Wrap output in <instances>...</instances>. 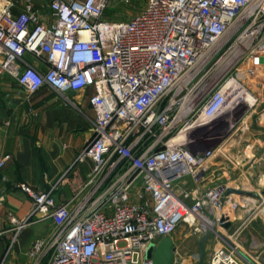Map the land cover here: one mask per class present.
<instances>
[{
    "label": "built area",
    "instance_id": "obj_1",
    "mask_svg": "<svg viewBox=\"0 0 264 264\" xmlns=\"http://www.w3.org/2000/svg\"><path fill=\"white\" fill-rule=\"evenodd\" d=\"M114 1L0 0V80L29 94L94 90L95 122L76 160L94 163L83 200L58 204L53 191L19 185L33 200L28 222L54 223L30 258L37 264L49 251L48 264H154L149 247L186 224L215 234L210 264H248L228 235L248 206L228 192L240 191L229 170L208 173L219 158L235 167L231 152L195 153L184 142L203 129L221 139L226 117L264 100V0H148L111 22ZM10 160L0 154V169Z\"/></svg>",
    "mask_w": 264,
    "mask_h": 264
},
{
    "label": "crops",
    "instance_id": "obj_2",
    "mask_svg": "<svg viewBox=\"0 0 264 264\" xmlns=\"http://www.w3.org/2000/svg\"><path fill=\"white\" fill-rule=\"evenodd\" d=\"M34 64L38 65L37 62ZM93 93L92 88L80 93H59L44 86L29 94L9 76L0 80V154L11 157L0 169V264L8 251V258L11 256L8 264H34L29 256L33 242L49 236L54 230L52 221L28 222L33 200L19 188L20 184H27L36 191H53L58 204L73 202L74 206L87 193L82 189L94 163L88 159L82 163H76V160L90 140L95 122L89 102ZM246 155L235 156L233 160L254 157ZM255 166L246 170L236 165L240 170L236 173L241 179L242 174L250 176V183L254 182L252 191L264 190V167ZM232 175L236 174L227 175L229 181L234 179ZM248 195L259 197L257 192ZM244 204L256 206L252 199L245 200ZM243 209L236 211L240 214H235L229 232L243 221L240 217L250 212V209ZM12 219L17 224L12 223ZM25 223L18 231L17 226ZM246 226L247 222H242L235 235ZM50 257L51 252L46 251L37 264H48Z\"/></svg>",
    "mask_w": 264,
    "mask_h": 264
},
{
    "label": "rangeland",
    "instance_id": "obj_3",
    "mask_svg": "<svg viewBox=\"0 0 264 264\" xmlns=\"http://www.w3.org/2000/svg\"><path fill=\"white\" fill-rule=\"evenodd\" d=\"M147 2L148 0H116L107 9L105 19L111 22L128 20L139 14L146 7ZM16 85L18 84L16 83ZM225 119H228V122L225 121V123H222L215 131L220 134L221 139H214L211 132L203 129L189 134L184 142V146L192 152L201 153L213 150L219 145H224L227 151L231 152L233 158L235 156H244L245 154L248 156L252 155V157L254 155L250 160H245L244 158L242 160L232 159L234 164L242 166L246 170L252 167L254 168L255 165L263 168L264 100L255 112H253V110L247 112L244 111V109H241ZM216 166L220 169L225 168L226 170H229L231 174H233V172L236 174L234 176L232 175L234 179L229 181L228 184L239 188V190L243 192L242 194H238L239 196L236 197L237 200L252 199L256 202L254 208L250 206L246 208L247 210L250 209V212H248L247 215L239 218V220L243 221H241L240 224H237L235 229L228 232V235H234L229 241L236 244L239 251L247 255L256 264H264V203L258 204L255 196L248 195L250 192H257V194L263 195L264 198V194L262 193L264 190L257 189L252 191V183L254 184V182L250 183V176L242 174V179L239 178L240 174H237L236 172L240 170L234 167L230 162H224V159L222 158L215 161V167L210 169L208 173L210 174L211 172H214ZM225 177H227V175ZM215 181L216 180L213 178L209 179L205 183V186H209L210 183ZM187 182L189 183L187 191H192L194 187L193 181L187 179ZM224 182H226L225 179ZM207 183L209 184L206 185ZM213 185L214 184H211L210 186ZM241 205H244V202L241 203ZM235 214L237 215L240 213L238 212ZM242 222H247V226L245 229L242 228V230L235 235L237 229H241ZM172 239L176 247L173 264H183L185 261H187L188 264H210L212 252L218 246V239L215 234L195 233L193 228L186 224L181 225L177 229L176 233L172 236ZM8 256L9 251L4 254L1 264H8V261L11 258V256L10 258H8Z\"/></svg>",
    "mask_w": 264,
    "mask_h": 264
},
{
    "label": "water",
    "instance_id": "obj_4",
    "mask_svg": "<svg viewBox=\"0 0 264 264\" xmlns=\"http://www.w3.org/2000/svg\"><path fill=\"white\" fill-rule=\"evenodd\" d=\"M229 193H238L242 194L240 191L229 190ZM227 217L224 216L223 220H226ZM230 227V223H226L223 225V228L228 229ZM227 243L231 245L230 242L226 238H223ZM232 246V245H231ZM233 247V246H232ZM176 247L172 238L166 237L163 238L159 244L156 246L151 245L147 252V257L153 259L154 264H173L175 259ZM239 255L248 263L255 264L249 257L239 251Z\"/></svg>",
    "mask_w": 264,
    "mask_h": 264
},
{
    "label": "bare ground",
    "instance_id": "obj_5",
    "mask_svg": "<svg viewBox=\"0 0 264 264\" xmlns=\"http://www.w3.org/2000/svg\"><path fill=\"white\" fill-rule=\"evenodd\" d=\"M191 227V226H190ZM183 264H188L187 261H185Z\"/></svg>",
    "mask_w": 264,
    "mask_h": 264
}]
</instances>
